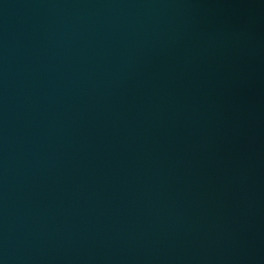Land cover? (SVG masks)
Listing matches in <instances>:
<instances>
[{"label": "water", "instance_id": "water-1", "mask_svg": "<svg viewBox=\"0 0 264 264\" xmlns=\"http://www.w3.org/2000/svg\"><path fill=\"white\" fill-rule=\"evenodd\" d=\"M0 264H264V0H0Z\"/></svg>", "mask_w": 264, "mask_h": 264}]
</instances>
